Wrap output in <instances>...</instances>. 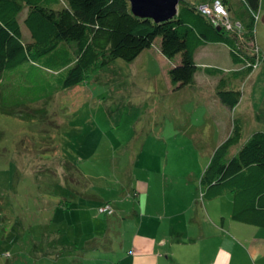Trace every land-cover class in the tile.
Masks as SVG:
<instances>
[{
  "label": "rangeland",
  "instance_id": "obj_1",
  "mask_svg": "<svg viewBox=\"0 0 264 264\" xmlns=\"http://www.w3.org/2000/svg\"><path fill=\"white\" fill-rule=\"evenodd\" d=\"M228 1L234 11L243 9L240 0ZM24 14L18 15L22 41L29 39ZM262 16L259 0L253 38L261 55L243 82L233 83L241 96L232 110L216 99L214 79L195 75L191 86L170 87L172 64L153 47L130 63L115 59L92 69L79 85L39 102L21 99L25 81L18 69L17 79L6 73L0 82V264H114L144 214L138 203L164 222L172 212L206 203L198 180L232 119L242 130L228 155L264 129ZM196 62L233 68L222 45L198 50ZM104 204L112 215L97 213ZM210 204L230 216L229 195ZM237 241L262 255L250 264H264L261 241L260 249ZM194 244L174 252H196Z\"/></svg>",
  "mask_w": 264,
  "mask_h": 264
},
{
  "label": "trees",
  "instance_id": "obj_2",
  "mask_svg": "<svg viewBox=\"0 0 264 264\" xmlns=\"http://www.w3.org/2000/svg\"><path fill=\"white\" fill-rule=\"evenodd\" d=\"M212 1L181 0L172 18L154 23L132 15L126 0H0V82L6 73H13L8 80L17 79L13 71L18 69L25 81L21 99L44 101L79 85L92 69L115 59L130 63L153 47L172 64L166 71L170 87L191 86L195 75L214 79L216 99L232 110L241 96L233 83H242L261 55L253 38L259 0H240L241 11H234L228 0H218L226 11L228 29L223 19L211 22L196 11L197 4ZM23 10L26 41L21 40L18 20ZM212 43L227 48L231 70L195 64V51ZM243 45L251 47L252 54L245 53ZM241 130L240 120L233 118L227 137L214 149L199 177V197L229 195L230 219L256 228L263 237L264 129L252 132L228 155L239 143ZM97 213L112 215V210L104 204Z\"/></svg>",
  "mask_w": 264,
  "mask_h": 264
},
{
  "label": "crops",
  "instance_id": "obj_3",
  "mask_svg": "<svg viewBox=\"0 0 264 264\" xmlns=\"http://www.w3.org/2000/svg\"><path fill=\"white\" fill-rule=\"evenodd\" d=\"M222 46L227 50L224 45ZM205 47L195 51L194 62L199 67H213L196 62L198 50H204ZM219 197L202 198L206 203L201 207L195 206L191 210L180 209L181 214L172 212L167 222H164L161 216H158L159 220H157L156 214L152 213L145 203L144 205L139 203L140 213L144 212V214L141 215L142 219L138 221L135 231L129 235L127 243L121 242L122 255L116 264H250L253 260H256L255 262L262 260V255L257 251L250 253L237 244L240 242L237 240H243L250 245L255 244L260 249L261 242L264 244L263 238L260 239L262 232L231 220L230 216L224 215L220 208L211 206V201ZM206 216L212 222L208 219L204 220ZM184 242H187V248L194 247L192 244L197 243L196 252L192 249L189 253L174 252V246L181 247ZM208 244L214 252L205 259L204 255L210 249ZM261 250H264V247Z\"/></svg>",
  "mask_w": 264,
  "mask_h": 264
},
{
  "label": "water",
  "instance_id": "obj_4",
  "mask_svg": "<svg viewBox=\"0 0 264 264\" xmlns=\"http://www.w3.org/2000/svg\"><path fill=\"white\" fill-rule=\"evenodd\" d=\"M132 15L148 18L154 23L163 22L176 14V7L181 0H126ZM264 25V16L261 18ZM219 30V28H216Z\"/></svg>",
  "mask_w": 264,
  "mask_h": 264
},
{
  "label": "built area",
  "instance_id": "obj_5",
  "mask_svg": "<svg viewBox=\"0 0 264 264\" xmlns=\"http://www.w3.org/2000/svg\"><path fill=\"white\" fill-rule=\"evenodd\" d=\"M196 11L201 15L209 18L211 22H217L218 19H223L222 25L225 28H229L228 23L226 22V11L223 5L218 0H213L211 3H200L196 5ZM219 20V21H220Z\"/></svg>",
  "mask_w": 264,
  "mask_h": 264
}]
</instances>
